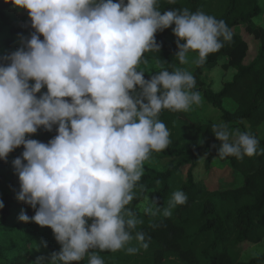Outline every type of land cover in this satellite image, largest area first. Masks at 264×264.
Segmentation results:
<instances>
[{
	"label": "clouds",
	"instance_id": "1",
	"mask_svg": "<svg viewBox=\"0 0 264 264\" xmlns=\"http://www.w3.org/2000/svg\"><path fill=\"white\" fill-rule=\"evenodd\" d=\"M4 2L27 10L35 30L24 47L0 62V160L23 145L22 156L12 161L20 183L17 199L35 215L21 210L18 219L51 228L61 245L38 264H72L86 255L89 264H104L92 250L116 252L134 238L146 249L145 234L132 235L140 221L126 206L144 162L171 143L158 116L164 109L187 111L201 103V95L192 91L195 79L188 71L162 70L146 80L137 67L145 52L159 51L155 34L173 24L176 57L186 64L194 51L197 66L232 40L231 30L201 11L162 13L158 0ZM54 125L58 134L48 143L26 139ZM213 133L221 141V158L257 153L259 141L250 133H230L223 123ZM186 202V194L175 191L163 215ZM158 204L153 198L145 212L155 215Z\"/></svg>",
	"mask_w": 264,
	"mask_h": 264
},
{
	"label": "trees",
	"instance_id": "2",
	"mask_svg": "<svg viewBox=\"0 0 264 264\" xmlns=\"http://www.w3.org/2000/svg\"><path fill=\"white\" fill-rule=\"evenodd\" d=\"M12 6L11 3L0 0L2 32L3 34L7 31L11 33L10 36L4 37V41L0 44V62H4L2 58L14 52L15 33L20 31L7 13V9ZM157 8L162 13L167 10L180 12L183 9H188L192 13L201 11L226 22L232 32V40L224 42L223 48L209 54L206 62L195 68L193 75L195 87L192 91L202 93L209 103L221 111L222 120L229 132L244 126L245 121L254 127L263 124L264 28L254 22V18L262 13L259 0H176L175 3L158 0ZM242 25H247L248 33L260 41L259 53L249 63L244 62L249 51V44L235 32V28ZM174 27L173 24L155 34L156 42L160 45L159 51L151 50L143 54L142 57L147 59L167 60V64L162 69L153 73H147L137 67L138 71L144 72V79L150 80L153 75L162 70L174 72L180 64L176 57L179 49L177 37L172 31ZM34 31L33 28L29 30L26 40L30 39ZM170 34L174 39H169ZM40 39L43 40L42 35ZM221 62L224 69L233 68L236 73L232 80L225 82L219 91H215L210 85L203 83L200 77L203 76L204 68L216 67ZM29 83L31 85L34 81H29ZM46 91L45 87L41 93ZM41 93H37V97ZM65 99L70 101V98ZM226 100L234 102V106L227 108ZM188 113V111L164 109L158 116L170 132L171 143L163 151L152 152L149 159H158L166 169L158 171L150 167L145 168L141 180L134 189V199L126 206L140 221L132 230L133 237L136 232H143L148 247L146 249L141 247L134 238L126 248L143 249L151 256L155 264H165L170 256L179 258L185 264H263L264 253L248 261L235 262L231 248L245 242L259 243L264 239V151H262L264 150V138L251 134L259 141L257 153L251 157L221 158L218 152H213L206 159L205 164L208 167L215 160L229 165L236 174L243 178L241 184L230 185L221 181L217 184H208L205 181L196 182L194 169L199 165L204 146L180 142L173 132L188 128L194 134H198L200 139H206L213 136V126L220 123H201ZM57 127L54 125L52 131L41 127L36 134L27 136L26 139L40 141L43 137L56 136ZM23 151L24 148L21 145L9 153L7 161L0 160V200L4 203V208L0 209L2 216L0 264H19L20 257L30 255L36 257V264H38L41 258L47 260L52 253L59 252L61 248L53 236L52 229L41 226V236L47 241L49 250L39 253L33 248L30 236L39 225L31 221L27 223L20 221L18 216L21 210L30 214L35 209L18 201L19 179L12 177V188L9 191L4 190L5 174H15L12 161L21 157ZM177 190L186 194L187 202L173 208L170 216H164L163 211L168 208L169 201ZM148 192H153L154 198L159 203V211H156L155 215H147L136 209ZM126 248L116 252L99 251L98 249L92 251L100 255L104 264H123L130 256ZM84 260L89 264L87 255ZM76 263L72 262V264Z\"/></svg>",
	"mask_w": 264,
	"mask_h": 264
},
{
	"label": "rangeland",
	"instance_id": "3",
	"mask_svg": "<svg viewBox=\"0 0 264 264\" xmlns=\"http://www.w3.org/2000/svg\"><path fill=\"white\" fill-rule=\"evenodd\" d=\"M260 6L262 8V13L259 16L254 18L255 24L260 27L264 28V0H259ZM7 13L11 16V21L14 22L20 31L15 33V39L13 44V51L24 47V43L26 42L27 34L31 27V20L28 14V11L25 9H17L14 6L7 9ZM3 23L0 21V44L4 41V37L10 36L11 33L9 31L3 34ZM235 32L242 36L244 40L247 41L249 44V51L247 57L244 59V62L249 63L254 60L260 48V41L257 40L251 33L249 34L247 31V25L238 26L235 28ZM169 39H174L172 34L169 35ZM198 58V54L196 52H190L187 54L188 63L186 64H179L176 70L180 71H188L192 75H194V70L197 67L195 64V60ZM167 64V60L165 59H147L142 57L141 63L138 65V68H141L143 71L147 73H153L162 69ZM222 62L213 68H204L203 76L200 77L203 83L210 85L215 91H219L225 82L230 81L232 79V73L228 72L227 69H224L221 66ZM235 71V70H234ZM201 95V103L199 105H192L189 110H187L189 115H191L194 119L199 120L201 123H214L219 122L223 123L221 117V111L214 107L211 103H209L204 95ZM226 107L230 108L234 106V102L230 100H226L225 102ZM238 132H247L250 134H256L260 138H264V123L259 126H252L250 123H244V126L239 127L231 131L230 133H238ZM174 135H177L176 139L178 141H183L192 143V144H201L204 146V150L199 159V165L194 169V177L195 181H205L208 184H217L218 182H223L226 184L232 185H239L242 183L243 178L241 175L236 174L229 165L222 164L215 160L210 167L205 164L206 159L212 155L213 152H219L221 147V141L217 140L215 135L213 134L212 137L206 139H200L198 134H194V132L188 128H183L178 132H173ZM55 136L51 137H43L40 142L48 143L49 140L54 138ZM234 138V136H233ZM20 155V154H18ZM26 163V162H25ZM150 167L154 168L158 171H163L166 167L156 158L148 159L144 162L143 165V172L145 168ZM1 172V170H0ZM18 179V175L12 174L8 175L5 174L4 179V190L9 191L12 188L13 178ZM15 181V180H14ZM20 190V189H19ZM1 193V191H0ZM154 198L153 192H148L147 196L142 200L137 206L136 209L142 213L147 215H151L145 212V208L150 205L151 200ZM29 217L35 215V211L30 212L27 214ZM2 219L0 213V221ZM88 223L91 224L92 220L89 219ZM42 228L39 226L35 228L31 234V241L33 242L32 246L35 248L39 253L49 250V245L47 241L41 236ZM54 234V233H53ZM54 236V235H53ZM46 242V246H45ZM231 253L235 262L240 261H248L253 257L260 256L264 253V239L259 243H250L245 242L239 246H233L231 248ZM129 254V253H128ZM128 259L125 260L123 264H155L152 260L151 256L145 252L143 249L138 248V251L134 254H129ZM124 258V257H123ZM85 259V258H84ZM81 260L76 264H87L85 260ZM19 264H36V257L24 256L19 258ZM165 264H185L182 260L175 256H170L169 260L165 262ZM264 264V261H263Z\"/></svg>",
	"mask_w": 264,
	"mask_h": 264
},
{
	"label": "crops",
	"instance_id": "4",
	"mask_svg": "<svg viewBox=\"0 0 264 264\" xmlns=\"http://www.w3.org/2000/svg\"><path fill=\"white\" fill-rule=\"evenodd\" d=\"M235 69H233V68H229L227 71L228 72H231L233 75H232V78H233V76L235 75V73H236V70L234 71ZM232 80V79H231Z\"/></svg>",
	"mask_w": 264,
	"mask_h": 264
}]
</instances>
